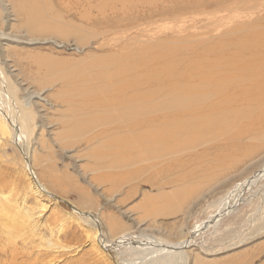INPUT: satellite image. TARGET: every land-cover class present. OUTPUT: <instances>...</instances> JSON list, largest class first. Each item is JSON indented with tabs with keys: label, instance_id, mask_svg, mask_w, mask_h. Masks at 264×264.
<instances>
[{
	"label": "rangeland",
	"instance_id": "rangeland-1",
	"mask_svg": "<svg viewBox=\"0 0 264 264\" xmlns=\"http://www.w3.org/2000/svg\"><path fill=\"white\" fill-rule=\"evenodd\" d=\"M74 1L28 0L30 4L27 5L25 0H0V79L5 80L14 93L11 104L17 103L15 106L27 108L30 113V132L27 134L28 143H25L27 155L8 131L5 134L0 131V264H149L145 256L163 251L161 243L177 250L172 255L163 254L161 264H264V178L246 191L242 200L234 204L233 211L220 215L223 200L234 188L264 171V149H254L264 142L261 135L264 133L263 119L258 121L261 130L260 125L254 124L256 134L254 130L252 135V131L241 142L244 151L224 156L228 153L226 148L221 150L224 155L216 148H210L200 162H196L197 165L191 163L185 168L196 177L191 182L197 179L195 185L199 181L198 186L204 191L185 205L181 199L160 195L181 188L176 179L188 170L170 172L168 176H159L158 180L149 173L125 182L118 179L112 184L104 179V175L111 172L113 177L118 172L95 168L92 155L96 144L87 147L86 141H82L73 146L76 143L61 137L68 129L66 99L75 98L76 109L85 102L92 105L94 92H99L106 84L97 79L99 73L104 74L103 70L99 72L100 67H91L96 59L112 55L127 45L129 55H123L126 60L122 63L136 72L135 76L130 72V79L141 77L137 84L140 83L146 91L160 88L157 82L168 81L172 73L178 76L181 72L191 74L190 69L197 72L213 69L219 74L229 63L223 60L234 55L238 45L248 43L254 30L264 32V0H233L218 5L220 9L210 5L211 8L188 11L181 18L177 16L176 21L156 23L154 27L163 28L156 34V42L157 39L166 40L163 34L168 33L170 27L174 28L169 39L172 42H185V39L180 42L178 36H189L187 41L194 40L193 49H186L184 55L175 59L167 57L168 60H138L136 50L148 46L146 39L149 41L150 37L136 36L139 33L136 28L127 32L125 25L128 24L124 21L118 24L120 27L109 29L108 19H113V15L107 13L105 21L101 13L96 12L95 3L91 6L86 5L85 0H78L77 5ZM32 6L42 11L35 10L36 20L40 23H28L21 15L27 11L30 15ZM194 22L198 25L191 27ZM104 30L108 33L105 37L102 36ZM160 34L163 36L159 37ZM161 51L165 52L159 48L157 53ZM117 63L120 62L113 59L106 61L107 66H112L106 69V75L112 73ZM121 67L119 65L113 71L123 75V80H116L114 90L106 87L103 92L106 103L111 95L112 99L121 98L120 90L125 88L129 79L125 72L121 73ZM166 67L171 71L166 72ZM164 71L168 77L157 78ZM79 72L91 75L88 81L93 86L89 88L92 92L84 89L83 84L80 86L81 91L92 95L81 97L65 92V81L75 80L76 85L80 84L77 82ZM249 89L254 93V87ZM263 94L256 92L255 96H263V99ZM29 102L28 108L26 104ZM144 118L151 121L154 116L147 113ZM0 127H3L1 118ZM249 139L253 144L249 145ZM245 149L246 154L243 153ZM231 159H237L239 163L234 161L232 164L236 165L228 171L223 166L231 163ZM184 160H191V157L188 155ZM172 179L174 186H161ZM37 182L44 189H40ZM146 197L157 198L156 204L147 203V206ZM85 214L97 220L99 231L88 223ZM180 246L184 248L179 250Z\"/></svg>",
	"mask_w": 264,
	"mask_h": 264
},
{
	"label": "bare ground",
	"instance_id": "bare-ground-1",
	"mask_svg": "<svg viewBox=\"0 0 264 264\" xmlns=\"http://www.w3.org/2000/svg\"><path fill=\"white\" fill-rule=\"evenodd\" d=\"M27 1L28 0H25L26 3ZM76 1L78 0H75L74 2ZM229 1L233 0H212V3H210L209 0H85L86 5L91 4L92 6L93 3L96 4V6H94L98 9V11L96 12L101 13L103 20L108 19L107 13H110L109 15L114 16L113 19H108L110 22V24L108 25L109 29H113L114 27L119 26L118 24L124 21L128 24L125 25L127 32L132 30V28H136L137 30H139V33L136 36L150 37L149 41H147L148 39H146V43L149 42L148 46L141 50H136V53H138L136 56L139 57L138 60L141 58H166V60H168L167 57L169 58L170 56V58L175 59L178 58V56L184 55L186 53V49H193L194 42L192 41L194 40L187 41L189 39V36H178V40L180 42L182 41V39H185V42L181 43H174L172 42V40H169L171 35L173 34V27H170L168 29V33L166 32L167 34H163L166 36V40H162L160 38L161 40L157 39L159 43L156 42V34L161 33L162 31L160 29H163L154 27L156 23L165 24V22H173L178 20L177 16L181 18V16H183L188 11L190 12L192 10H199L206 7L208 8V6L210 7V5L211 7H213L214 5L222 6L221 4L226 5V3ZM28 4L30 3H27V5ZM43 5H45V3H43ZM32 7L33 9L30 10V15L27 14L28 11L27 13H21V15L26 20H28L26 21L28 23H40V20H36L35 10L39 13L42 11L41 9L35 8L34 6ZM217 8H219V6ZM229 8L231 7L229 6ZM159 17H161V19H158ZM196 25L198 24L195 23L194 25H191V27H196ZM208 26H211V24H209ZM146 28L149 29L147 30ZM184 28H188V26H185ZM47 32L49 33V31ZM103 32L104 33L102 34V36L105 37L108 33L106 32V30H104ZM163 35L160 34L159 37H162ZM248 38L249 40L247 41L249 42L245 45H236L237 49L234 52V55L228 57L229 59L221 58L222 60L224 59L223 61H229V63H226L225 65L223 62L225 68H223V71H220L219 74L214 73L213 69H203L202 71H200L199 69L200 72L190 69L192 70V72H194H191V74L181 72L178 76H175L172 73L170 74L171 76L168 78V81L165 80L164 82H161V80L160 83L157 82L160 85V88L153 91H146L145 89H142V85H140V83L137 84L139 78L141 79V77L137 76L136 79L129 78L131 75L130 72L134 73V76L136 72L133 68L129 69L125 67L124 63H122L124 60H126L123 55H129L126 49L127 45H123V47H121L119 51L113 52L112 55L105 56L102 59H96L97 62L94 61L95 63L93 62V65L91 67H100L99 69H101V71L99 72H102L103 70L104 74L99 73L97 75V79L98 82L104 81L106 82V84H104L102 89H99V92H94L93 94L90 93L92 92V88L89 89L93 86L88 81L89 76H91L88 73L80 74L79 72L77 82H79L80 84L78 85L75 84V80L65 81V86L67 88L65 92H67L68 94L81 97H86L93 94L95 96V99L92 105H89L88 103L86 104L85 102V104L79 107V109H76L77 105L73 103L77 101L75 98L66 99L65 106L67 107V111L69 113V116L67 115L68 129L65 130V133L61 134V137H63L65 140L76 143L73 146L79 144L82 141H86L87 147L91 144H96V146L93 148V151L95 152H93L92 161H94L95 168L100 171L106 170L107 172L109 170H112V172L114 173L118 172V174L113 175V177L111 175V172L108 173V175H104V179L107 178L108 181H112V184L115 183L114 181H118V179L122 182H125L129 178H141L145 175H148L149 173L153 174V176L155 177L154 179L158 180L159 176L167 175V173L185 170V168L189 167L191 163L197 165L196 162H200L199 159L204 157V154L210 148H216L220 153H223L221 152V150L226 148V150H228V153H226L225 155L223 153L224 156L237 154V151H242L245 148V146L244 148L241 147V142L244 139L248 138L252 131V135L254 134V130L256 134V129L253 130V127L255 126L254 124L257 123L259 126L260 123H258V121L260 119H263L264 121V117L262 116L264 111V98L262 99L263 96H260L261 98L256 97L258 95L255 96L256 92H259V94L260 92H264V32L259 31V29L254 30ZM159 48L164 49L165 52L163 53L161 51L160 54L157 53ZM247 53L249 54V57L246 56L248 55ZM179 58L181 59V57ZM108 59H113L117 62H120L114 66L113 70L121 65V73L125 72L129 79L126 83L125 88H122L120 90L121 98L117 99L114 97L112 99L110 98L112 97L111 95L109 98H107L109 100L106 103V99H104L105 96H103V92L106 90V87L110 90H114L116 80H123V75L116 74V72H114L113 70L110 75H106V69L108 70L112 68L111 65L107 66L106 64V61ZM184 59H182V61ZM189 59H191V57H189L188 60ZM162 61L163 60H161V62ZM217 62L219 63V61ZM190 64L192 65V63ZM163 68L165 69V67ZM215 68L217 69L218 66L216 65ZM167 69L169 68L166 67V72L171 71H167ZM156 70L157 69L155 68V71ZM165 71L161 73L157 78L168 77L169 74ZM89 72H91V69L89 70ZM177 74H179V72ZM0 81V118L3 122V127H0V131H3V134L8 131V133L12 135V138L19 145L21 150L27 155L28 153L25 147V143H28L27 134L30 132V113L28 112L27 108H25L26 110H24V108L17 107L18 105L15 106L17 103H15L14 106L13 104H11L13 103L11 101H14V93L11 90V87L6 84L5 80L0 79ZM69 82H73V84L68 85ZM81 84H83L84 89L87 88V91H91H81ZM251 86L255 88L254 93L249 89ZM76 90L80 92L75 93ZM81 103H83V101ZM30 105V102L26 104L28 108L30 107ZM147 113L154 116L151 121L144 120V115ZM128 121L129 123H127ZM63 123H65V121H63ZM261 126L262 125L259 126V129ZM262 127H264V124ZM260 133H262V131ZM261 135H263L262 139L264 140V133ZM249 141V145L253 144L251 139H249ZM220 145H223L224 147L221 148ZM73 146H70V148H72ZM256 148L259 150L264 149V142L261 145L254 147L255 151L257 150ZM247 149H245L246 151L243 153L246 154ZM254 149H252L253 152ZM252 151L251 153H253ZM240 153L241 152H239V154ZM188 155L191 157V160H184V158ZM244 160H246V158ZM234 161L236 163L237 159H231V163L229 162L227 166L223 167L230 171L232 169V165H236L232 164ZM213 164L215 163L213 162ZM164 166H166L167 168ZM187 170L188 169H186L185 171ZM191 172L192 171L188 170L185 174L181 176L179 175L180 177L178 176V178L176 179L177 186L178 184H181V188L177 187V189L173 190L171 193H164L162 190L163 193H161L160 197L181 199V202L183 203L182 205H185L186 202L190 201L193 196L195 197L198 195H202L204 191L202 192V188L198 186V184H200L198 183L199 181L197 182V185H195L197 179L191 182L192 178H196L193 176L194 174H191ZM203 178L205 179V177ZM262 178H264V171L256 174L252 179L246 181V183L236 186L231 194H229L224 200L222 199L223 204L220 208V215L229 211H233L235 208L234 204L237 203L239 199L242 200V196L246 193V191H249L252 186L254 184L256 185V182ZM132 181H130V183ZM173 184L174 182L172 179V181H169L165 185L161 186H170ZM38 186L40 187V189H44L42 188L43 186H40V183H38ZM117 190H119L118 187ZM111 192H113V189L111 190ZM155 199L157 198L146 197V204L148 203L150 205H155ZM230 200H232L233 202H229ZM86 216L87 217L85 219L88 220V223H90L91 226L96 229V231L97 229L99 231L97 220L90 214ZM19 231L20 230L18 229V232ZM194 234H197V232H195ZM160 245L164 248L163 251L145 256L146 260L147 258L149 259V264H152L154 262H157L156 264H161V261H164V259L160 260L163 254L165 255L170 253V255H172L173 252L177 251L172 245H166V243H161ZM183 248L184 247L180 246L178 249L181 250Z\"/></svg>",
	"mask_w": 264,
	"mask_h": 264
}]
</instances>
